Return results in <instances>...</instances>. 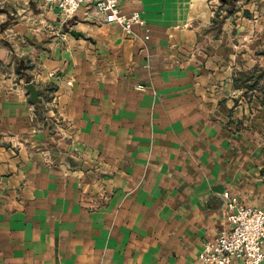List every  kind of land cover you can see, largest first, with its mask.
Returning <instances> with one entry per match:
<instances>
[{"label":"crops","instance_id":"obj_1","mask_svg":"<svg viewBox=\"0 0 264 264\" xmlns=\"http://www.w3.org/2000/svg\"><path fill=\"white\" fill-rule=\"evenodd\" d=\"M24 1L47 100L0 83V264H207L222 192L264 207V0H118L129 34Z\"/></svg>","mask_w":264,"mask_h":264},{"label":"built area","instance_id":"obj_2","mask_svg":"<svg viewBox=\"0 0 264 264\" xmlns=\"http://www.w3.org/2000/svg\"><path fill=\"white\" fill-rule=\"evenodd\" d=\"M65 17L84 6L87 19L114 23L129 34L135 23L144 24L139 11L122 12L118 0H51ZM145 37H148L146 34ZM229 224L212 240L203 242L198 259L207 264H264V207L246 205L228 190L222 192Z\"/></svg>","mask_w":264,"mask_h":264},{"label":"rangeland","instance_id":"obj_3","mask_svg":"<svg viewBox=\"0 0 264 264\" xmlns=\"http://www.w3.org/2000/svg\"><path fill=\"white\" fill-rule=\"evenodd\" d=\"M31 7L29 1L0 0V8H2L0 10V72L2 73L0 83L2 86L20 88L22 93L27 96L28 102L35 105L36 112V110H41L42 102L47 100L46 94L44 95L42 89L36 86L37 84L34 80L40 68L37 52L39 49L45 50L49 48L46 45H42L41 41L32 42L28 40L25 33H8V31L2 30L8 26L7 24L24 20L26 11L31 10L32 13L35 12L36 10H33ZM33 8L35 9V7ZM8 11H12L13 14L11 15ZM41 29L43 28L41 27ZM45 29L48 30L47 27ZM46 35L47 37H51L53 33L47 34L46 32ZM32 43L34 44V48L29 45ZM260 83L264 87V81ZM29 84L32 85L33 90L28 87Z\"/></svg>","mask_w":264,"mask_h":264},{"label":"trees","instance_id":"obj_4","mask_svg":"<svg viewBox=\"0 0 264 264\" xmlns=\"http://www.w3.org/2000/svg\"><path fill=\"white\" fill-rule=\"evenodd\" d=\"M258 82V78L257 77H255V79H253V81H251V83L250 84H248V86L247 87H253L254 85H256V83Z\"/></svg>","mask_w":264,"mask_h":264},{"label":"water","instance_id":"obj_5","mask_svg":"<svg viewBox=\"0 0 264 264\" xmlns=\"http://www.w3.org/2000/svg\"><path fill=\"white\" fill-rule=\"evenodd\" d=\"M0 10H2V8H0ZM71 33H74V34H75L76 32H75L74 30H72V31H71ZM28 87H29L31 90H33V87H32V85H31V84H29V86H28Z\"/></svg>","mask_w":264,"mask_h":264}]
</instances>
